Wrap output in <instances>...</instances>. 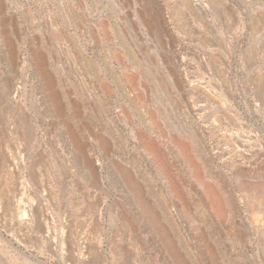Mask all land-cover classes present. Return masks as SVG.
I'll return each mask as SVG.
<instances>
[{
  "label": "rangeland",
  "instance_id": "1",
  "mask_svg": "<svg viewBox=\"0 0 264 264\" xmlns=\"http://www.w3.org/2000/svg\"><path fill=\"white\" fill-rule=\"evenodd\" d=\"M0 264H264V0H0Z\"/></svg>",
  "mask_w": 264,
  "mask_h": 264
},
{
  "label": "bare ground",
  "instance_id": "2",
  "mask_svg": "<svg viewBox=\"0 0 264 264\" xmlns=\"http://www.w3.org/2000/svg\"><path fill=\"white\" fill-rule=\"evenodd\" d=\"M195 1V0H194ZM198 2V1H197ZM205 3V2H204ZM196 4H198V6L201 8V3L199 2V3H196ZM198 8V7H197ZM202 10V9H201ZM205 11V10H204ZM19 88H20V85L18 86V89H17V92H19ZM5 210V209H4Z\"/></svg>",
  "mask_w": 264,
  "mask_h": 264
}]
</instances>
